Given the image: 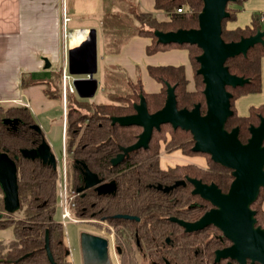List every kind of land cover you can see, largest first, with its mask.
<instances>
[{"label":"trees","instance_id":"16d2710c","mask_svg":"<svg viewBox=\"0 0 264 264\" xmlns=\"http://www.w3.org/2000/svg\"><path fill=\"white\" fill-rule=\"evenodd\" d=\"M244 0L228 1L226 8L229 11L227 18L221 20V38L224 41H237L243 36L254 35L258 30L264 29V15L254 14L251 24L243 28L226 29L225 22L233 19L241 9ZM102 17L100 28L104 35V48L107 52H118L128 40L135 35L150 38L146 52L153 53L171 45L186 48L192 69V83L194 88L188 87L186 70L183 65H147L149 75L161 88L157 93L145 91L139 73L131 78L128 73L117 66L104 69L101 83L104 101H88L79 99L75 93L67 91L66 102V128L65 146L67 165L68 188H75L79 183L78 170L74 166L76 161L84 163L102 181L114 180L116 191L113 194L98 195L87 189L81 196L74 199L73 212L76 216H87L94 212L96 217L112 215L117 212L136 213L145 207L140 192L150 191L145 182L159 175L155 171L139 170L141 167L155 169L159 160V151L162 141L166 152L180 150L185 156L206 155L207 166L202 169L195 164L187 168L195 176L227 188L232 180L231 171L219 163H215L206 153L191 150L194 144L190 131L179 127L172 128L168 123L161 124L158 130L154 129L146 148L133 150L124 159V164H111L121 147L133 143L141 128L136 125L120 126L112 124L114 116H124L134 112V103L139 102L143 95L147 110L152 113L163 106L166 88L173 85L178 108H192L200 103V112L205 111V98L202 90L204 83L202 77L196 73L198 63L196 56L200 54L195 44H162L156 40L155 30L170 31L184 28H197V17L202 7V0H154L153 8L163 14L158 18L155 13L142 10L137 3L130 0H101ZM232 6H229V5ZM179 8L182 11L178 12ZM263 16V20L260 17ZM264 37V35H263ZM264 56V41L258 42L246 50V54L229 57L225 61L229 72L243 78L248 82L243 86H227L231 93L230 109L233 114L225 122V128L231 130L239 126L238 139L247 142L249 126L256 125L259 116L264 115V107H250L249 114L240 116L234 108V100L246 93H257L261 88L260 60ZM49 77L34 80V83L44 84V94L51 99L62 98L61 73L56 70ZM2 118H17L19 123L13 129L3 123ZM35 119L30 111L23 107L4 108L0 106V149L12 158H18L16 163V178L18 184L19 209L21 217L14 213H7L2 205L0 193V229L11 228L12 237L9 242L0 239V264H51L44 250L45 231L49 235V250L57 264H70L67 259L68 249L65 245V235L61 223L54 219L56 211V198L58 196V177L56 169L39 159L24 158L20 149L36 146L43 138L42 132L31 128ZM133 161V162H132ZM144 161L143 164L134 162ZM188 196V194H187ZM264 201V188L259 190L256 200L251 204L255 211V225L264 229V211L261 204ZM160 207V206H158ZM15 212V211H14ZM118 225L124 224L123 219H117ZM122 222V223H121Z\"/></svg>","mask_w":264,"mask_h":264},{"label":"water","instance_id":"95a60500","mask_svg":"<svg viewBox=\"0 0 264 264\" xmlns=\"http://www.w3.org/2000/svg\"><path fill=\"white\" fill-rule=\"evenodd\" d=\"M234 0H202V7L197 17V28H184L170 31L155 30L156 40L162 44H195L201 49L196 56L198 69L196 73L202 77L205 98V111L200 112V103L192 108H178L173 85H167L165 102L155 112H148L146 100L143 95L139 102L134 103V112L124 116H114L111 123L120 126L136 125L142 131L137 139L127 147H121L111 164L115 165L124 160L130 151L146 148L154 129L168 123L172 128L179 127L190 131L194 144L191 150L206 153L215 163H219L231 170L232 181L229 189L223 193L213 183L202 184L200 180L190 179L195 186L194 193L208 199L214 205L213 209L206 211L203 216L191 223L178 220L185 231L200 230L206 225L213 224L222 230L231 241V246L216 252V258L229 256L245 264L258 262L264 264V229L255 225V211L251 204L256 200L259 190L264 188V115L259 116L256 125L249 126L247 142L238 139L239 126L231 130L225 128V122L233 114L230 109L231 93L227 86H243L248 78L237 76L229 72L224 64L229 57L246 54V50L264 41V29L258 30L254 35L243 36L237 41H224L221 38V20L227 18L229 11L226 5ZM67 71L76 77L71 81L77 96L80 99L92 98L98 89L97 73V42L96 30L88 29L82 41L67 51ZM46 67L49 63H46ZM5 125L13 128L18 124L17 118H2ZM39 130L37 124L32 126ZM24 158L39 159L43 163L56 168L55 155L49 143L43 139L33 148L20 149ZM17 155L10 158L8 153L0 149V190L3 193V207L7 213H14L19 207L18 184L16 178ZM79 175L82 185L75 188L80 192L89 187L99 194H111L115 191V182H104L87 165L79 163ZM183 181H175L171 186L163 188L168 191ZM160 189V186H157ZM132 218L128 215L117 214L116 217ZM44 250L51 264H57L49 250V235L45 231ZM93 237V236H92ZM97 240H103L95 237Z\"/></svg>","mask_w":264,"mask_h":264},{"label":"crops","instance_id":"0c3cea01","mask_svg":"<svg viewBox=\"0 0 264 264\" xmlns=\"http://www.w3.org/2000/svg\"><path fill=\"white\" fill-rule=\"evenodd\" d=\"M130 1L137 3L142 10L153 12L158 18H163L162 12L153 8L154 0ZM101 12V0H0V106L27 108L46 136L45 139L47 134L55 138L59 127L63 132L65 94L69 90L63 88L61 80L62 98L51 99L44 94L45 85L36 84L34 80L49 77L53 70L61 73L62 68L68 65V48L78 45L85 36L81 32H86L90 28L96 30V38L99 35V40L103 43L100 50L97 48L96 72L99 77L96 78V74L94 75L98 80L97 87L101 90L104 69L117 66L131 78L139 73L145 91L157 93L161 84L156 82L146 69L147 65L156 64L183 65L188 87L193 88L192 69L186 48L171 45L147 53L146 47L151 43L150 38L135 35L118 52H107L100 28ZM257 13L264 15V0H244L235 17L225 22V28L227 30L243 28L251 24L252 16ZM66 16L69 19L64 22ZM72 34L78 36L82 34L81 41L71 45L69 39ZM46 63H49L48 67L45 66ZM260 66V91L240 95L234 100L235 111L240 116L248 115L250 107L260 105L264 107V56L260 60ZM83 76L70 75L66 85L71 84L74 78ZM149 81L152 82L151 87L148 86ZM60 117L61 121H58L57 118ZM61 158L62 155L57 159L58 170ZM195 158L197 157H185L188 161L197 162ZM261 207L264 211V201ZM6 229L9 228L0 229V232ZM9 236H12L11 228Z\"/></svg>","mask_w":264,"mask_h":264},{"label":"flooded vegetation","instance_id":"af4514ba","mask_svg":"<svg viewBox=\"0 0 264 264\" xmlns=\"http://www.w3.org/2000/svg\"><path fill=\"white\" fill-rule=\"evenodd\" d=\"M72 92L76 94L75 89ZM35 124H37L36 121ZM33 125H31V128L33 130L42 132V130L40 129H34L32 127ZM65 128L66 117L63 128L64 139L62 144V155L64 152L66 161V146L64 143L66 133ZM43 139H45L44 133L41 140ZM161 149L162 148H160L159 160L155 169H148L146 167H141L139 169L143 172H145V170L155 171V173L159 175L157 178H151L145 182L146 187L149 188L150 191L139 193L145 199L143 200L145 207L140 211V215H136V213L133 212H117L112 215L102 216V218H98L95 216L96 214L92 212V214L88 215V217L76 216L73 212L75 206V197L78 194L83 196L86 193L87 189L93 190L94 192L96 191L93 189V187H89L80 192H77L75 190L76 187L82 185V181L81 176L79 175V165L76 163L74 164V166L78 170L80 181L74 189L69 188V190L73 191V207L71 208V215L77 220L76 223H91L92 225H94V228L97 227L99 229V231H96V233L91 232L90 230L85 231L84 229H80V264L85 263V248L83 247V241L86 239L88 240V236H93V238L95 236L103 240V245L105 248L104 252L97 249L96 246H92L90 250V258H102L105 264H240L237 259L230 258L229 256L220 257L218 260L215 259L217 251H220L221 249L232 245L231 241L224 235L222 230L218 229L213 224H209L200 230H193L191 232H188L185 231V228L178 221L182 220L188 223L194 222L200 219L206 211L214 208V205L210 200L206 198L204 199L200 194L193 192L195 186L190 179L194 178L200 180L202 184L213 183L223 193H226L228 191L230 183L228 184L229 186L224 189L223 187L215 184L213 181H208L206 179H204L203 181L202 178L195 176L187 168H185L190 164H195L196 166L204 169L207 166V161H205L204 165L202 166H199L195 161H188V159H185L183 161V158L165 160L164 162L162 158H160ZM120 151L121 149L119 150V152ZM165 153L169 154V152L166 151ZM128 155H126L125 157H127ZM124 160L112 166L115 167L116 165L124 164ZM55 161V169L58 176V161L56 156ZM134 163L143 164L144 161H137ZM109 181L114 180H108L104 182ZM175 181H183V184H177L174 188L168 191L163 190L164 187L173 185ZM158 185L160 186V189L157 187ZM114 189L116 191V183ZM115 191L113 193H115ZM1 194L3 198V193ZM57 202L58 196L56 198V206L59 207ZM117 214L133 217H116ZM117 219H123L125 223L118 225ZM58 221L60 222V220ZM65 245H67L66 235ZM82 247L84 249V263ZM68 256L69 250L67 257ZM245 264H250V260L247 259L245 261ZM251 264L259 263L253 262Z\"/></svg>","mask_w":264,"mask_h":264},{"label":"rangeland","instance_id":"374dc122","mask_svg":"<svg viewBox=\"0 0 264 264\" xmlns=\"http://www.w3.org/2000/svg\"><path fill=\"white\" fill-rule=\"evenodd\" d=\"M229 6H232V5L230 4ZM80 36L74 35L75 41L71 42V43L69 42V43L71 45L77 43L78 41H80L82 39L83 35L81 34ZM96 42H97V48H98V50H100L103 43L100 42L99 35L96 38ZM95 76H96V78L99 77L98 72L96 73ZM69 77H70V74H69ZM151 83H152L151 81L148 82L149 87H151V85H150ZM194 87H195V84H194ZM87 100L94 101V102L104 101L105 98H104V94H103L101 88H98V90H97V92L93 98L87 99ZM57 120L61 121V117H60V119L57 118ZM57 132H58V134L55 138H53L50 134H47L46 139L48 142H49V139L51 140L49 142L50 147L52 148L54 155L57 156V159H59L60 156L62 155V151H63L62 144H63V139H64V133L62 132L60 127L58 128ZM159 143H161V148H162L160 158H162V160L164 162H165V160H174V159H178V158H183V161H184L185 157L187 158V156L181 154L180 151H174V152H171L169 154H166L164 151L165 149L163 148L164 143L162 141H159ZM194 156L197 157L195 159L197 160L196 163L199 166L204 165L205 161L208 160L206 155H194ZM66 161H67L68 167H70L69 166L70 161L68 160V158H66ZM176 161H178V160H176ZM13 215L15 217H21L22 212L21 211H15ZM59 217H60V208L57 207L56 211L54 213V219L58 221ZM64 229H65L64 234L66 235V243H67L66 246H67V249L69 250V256L67 257V259L69 260L70 264H80V254H81L80 234H79L80 229H84L85 231L90 230L91 232H94V233H96V231H99V229L97 227L94 228V225H92L91 223H83V224L80 223V224H78V223H70V222L64 227ZM9 234H10V228L6 229L5 231L3 230L0 232L1 239L6 243L9 242L11 239H13V237L9 236ZM112 261H113V259H112Z\"/></svg>","mask_w":264,"mask_h":264},{"label":"built area","instance_id":"2783aa9c","mask_svg":"<svg viewBox=\"0 0 264 264\" xmlns=\"http://www.w3.org/2000/svg\"><path fill=\"white\" fill-rule=\"evenodd\" d=\"M178 12H181L182 10L177 8L176 9ZM69 19L68 16L64 18V22H66ZM261 20H263V16L260 17ZM62 76V86L66 90V88L69 91H74V87L70 83L66 85V82H68L69 74L67 71V67H63L61 70ZM61 166L58 170V185H57V191H58V206L60 208V223L64 227L70 222V223H76L77 220L72 217L71 215V208L73 207L72 205V193L73 191L69 190L68 185H67V176H66V161H65V156L64 152L61 158ZM80 232V231H79Z\"/></svg>","mask_w":264,"mask_h":264},{"label":"bare ground","instance_id":"6f19581e","mask_svg":"<svg viewBox=\"0 0 264 264\" xmlns=\"http://www.w3.org/2000/svg\"><path fill=\"white\" fill-rule=\"evenodd\" d=\"M81 33L83 35L85 34L84 31H82ZM74 35L77 36V34H72L70 39H69L70 43L75 41ZM77 43H75V44H77ZM92 246H96V248L101 250L102 252H104V250H105L104 245L101 241H99L96 238H93L91 236H88V240L86 239L83 241V247L85 248V263L86 264H105L102 258H96V259L90 258V250H91Z\"/></svg>","mask_w":264,"mask_h":264}]
</instances>
